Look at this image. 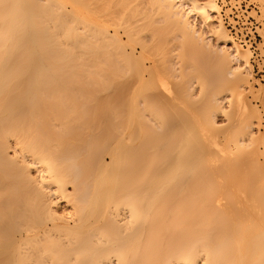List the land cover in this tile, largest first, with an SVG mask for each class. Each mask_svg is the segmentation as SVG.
Listing matches in <instances>:
<instances>
[{"label": "bare ground", "instance_id": "bare-ground-1", "mask_svg": "<svg viewBox=\"0 0 264 264\" xmlns=\"http://www.w3.org/2000/svg\"><path fill=\"white\" fill-rule=\"evenodd\" d=\"M144 4L0 0V264H264L261 199L235 172L264 144L252 50L218 0Z\"/></svg>", "mask_w": 264, "mask_h": 264}, {"label": "rangeland", "instance_id": "rangeland-1", "mask_svg": "<svg viewBox=\"0 0 264 264\" xmlns=\"http://www.w3.org/2000/svg\"><path fill=\"white\" fill-rule=\"evenodd\" d=\"M146 1V2H145ZM258 4L259 3H261V7H260V9L262 8V10H260V15H257V19L259 20V22H260V24L262 23H264V0H255ZM143 2V4H144V7H145V5H147V0H111V3H112V5H116V3H117V8H123V7H130V5L132 6L133 4H140V3H142ZM101 6V5H100ZM134 6V5H133ZM143 6V5H142ZM129 7H128V10H130V14H134V13H136V12H134V11H137L138 12V10H135V8L134 7H132V8H134V11H132L131 9H129ZM143 7V10H141L142 12H144V10H145V8ZM131 8V7H130ZM146 8H147V10H148V12H146V10H145V12L147 13V14H149V16H150V12H151V10H149L150 9V7H149V5H147L146 6ZM113 9H115V8H113ZM126 9V8H125ZM124 10V9H123ZM122 10V11H123ZM132 11V12H131ZM129 12V11H128ZM263 16V17H262ZM259 17V18H258ZM261 17H262V19H261ZM149 19H151V18H149ZM150 21H152V20H150ZM149 26V25H148ZM147 26V28L145 29L144 28V32H146V33H150V34H152V36L154 37V38H158V40H161L160 41V43L158 42V41H155L156 42V44L158 45V44H161V47L163 48L164 47V50H165V48L167 49V48H170L169 47V45H171V47L173 46V44L175 45V44H177V46H180L181 44L179 43V41L178 40H176V42L175 41H170L171 40V38L173 39V38H175L174 36V34L175 33H173L172 31L173 30H171V29H169L168 28V30L166 29V28H161V29H159L160 27H159V25H156V27H159L158 29H155L156 27H152V25H150L149 27ZM263 26V25H262ZM165 27V26H164ZM264 27V26H263ZM164 29H166V30H164ZM169 30H171V31H169ZM172 42V44H170V42ZM176 46V45H175ZM182 46V45H181ZM174 47V46H173ZM184 47H186V46H184ZM183 48V47H182ZM187 48V47H186ZM186 48H184V49H186ZM245 48H247V47H245ZM249 48V47H248ZM261 49H262V54L264 53V47H263V45L260 47ZM260 49V50H261ZM186 51H187V49H186ZM184 52L185 54L187 53V52ZM189 51V50H188ZM183 52V51H182ZM184 54V55H185ZM190 52L189 53H187L185 56H187L186 58H188L190 61L191 60H195V63H193V64H195L196 65V67L198 68V70H200L201 72H200V75H202V77L204 78V77H207V82L214 76V74L215 73H217V71H218V68L216 67V65H215V63L214 62H212V60H210V59H206V58H198L197 57V59H195V56H194V58L192 57V54H190ZM183 55V56H184ZM189 56H190V58H189ZM189 60L187 61V60H185V62L187 61V63H184L185 65H186V67L187 66H189V64H188V62H189ZM252 60V58H250V61ZM184 62V61H183ZM191 62H193V61H191ZM188 64V65H187ZM251 64V63H250ZM252 65V64H251ZM250 65V68H252L253 69V65L251 66ZM261 67V69H264V59H263V61H262V65H260ZM251 69V70H252ZM216 71V72H215ZM214 73V74H213ZM197 75L199 74V71H198V73H196ZM199 75V76H200ZM254 76H253V78L252 77H250V80H251V82L253 83V85L255 86V87H257V88H260V86H263L264 87V82L263 81H261L260 80V74H258V75H255V73L253 74ZM210 76H212L211 78H210ZM209 77V78H208ZM206 79V78H205ZM199 86V85H198ZM225 94H226V97H227V100L225 101V105L226 106H230V94H231V92H229V91H225ZM251 94V93H250ZM249 93L247 94V98H248V100H249V102L253 105V106H255V107H257L259 110H260V112H261V116H262V122H261V124L260 125H262V126H260V127H257V135L259 134V135H262V133L264 132V103H263V101H264V99H263V101H262V97H261V95H258V96H253L252 94L250 95ZM227 114V113H226ZM221 115L220 117H219V122H220V124L222 125V127L225 125V128H229V131H230V129L232 128V126H228V125H230V124H232V122L233 121H231V119H233V118H231V116H229L230 114H228V115ZM233 116V115H232ZM233 125V124H232ZM225 128L223 127V131L225 130ZM228 130V129H227ZM228 136H230V135H235V134H227ZM220 143H221V145H220V147H222V146H224L223 147V151H222V155H223V158L225 159V163L227 162L228 164H230V165H232V167L234 166L235 167V161H236V159H235V157H234V153H233V151L230 149V144H228V143H226V142H224V141H219ZM245 145L247 144V143H244ZM244 145V146H245ZM259 149V151H261L260 153H259V157H257V158H254L253 160H252V158L250 159V157L252 156V155H255V153H254V150L255 149ZM262 152H264V144L263 143H261V142H257L256 144H254V143H252V144H250L249 146H247V147H245L244 149H242V151H240V160H242L243 161V163L240 161V164H241V168L240 167H238V168H240V169H237L236 168V173H238L239 175H238V180H239V187H240V189H242L243 190V192H244V190H246V191H249L248 189V187L250 186V185H253V187L252 186H250L251 188H253V193H254V196L255 195H258L259 197H260V199L261 200H258L259 201V203H258V201H255V202H252L253 203V205H255V206H257V208L258 207H260L259 209H262L263 211H264V171L262 170V165H264L263 163H264V154L262 153ZM262 153V154H261ZM237 170H239V171H237ZM248 188V189H247ZM250 188V189H251ZM248 195H252L253 196V194H249V193H247ZM257 197V196H256ZM258 198V197H257ZM259 199V198H258ZM253 200V199H252ZM255 200V199H254ZM253 200V201H254ZM252 203H250L249 202V205H251ZM258 204V205H257ZM252 205V206H253ZM262 207V208H261ZM258 209V210H259ZM262 210H259L260 212H262ZM264 214V213H263Z\"/></svg>", "mask_w": 264, "mask_h": 264}, {"label": "built area", "instance_id": "built-area-1", "mask_svg": "<svg viewBox=\"0 0 264 264\" xmlns=\"http://www.w3.org/2000/svg\"><path fill=\"white\" fill-rule=\"evenodd\" d=\"M222 7V16L230 33L245 47L252 50L253 74H260L264 82V69L260 67L262 59L260 45L264 38L260 34L262 24L257 19L260 9L253 0H218Z\"/></svg>", "mask_w": 264, "mask_h": 264}]
</instances>
